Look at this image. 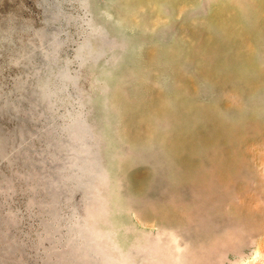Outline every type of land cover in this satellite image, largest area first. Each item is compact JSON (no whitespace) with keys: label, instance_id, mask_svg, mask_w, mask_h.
Wrapping results in <instances>:
<instances>
[{"label":"rangeland","instance_id":"obj_1","mask_svg":"<svg viewBox=\"0 0 264 264\" xmlns=\"http://www.w3.org/2000/svg\"><path fill=\"white\" fill-rule=\"evenodd\" d=\"M0 264H264V0H0Z\"/></svg>","mask_w":264,"mask_h":264},{"label":"bare ground","instance_id":"obj_2","mask_svg":"<svg viewBox=\"0 0 264 264\" xmlns=\"http://www.w3.org/2000/svg\"><path fill=\"white\" fill-rule=\"evenodd\" d=\"M262 262V261H261Z\"/></svg>","mask_w":264,"mask_h":264}]
</instances>
